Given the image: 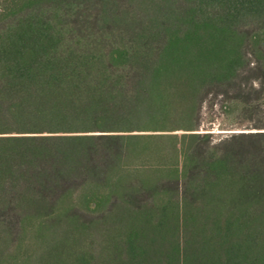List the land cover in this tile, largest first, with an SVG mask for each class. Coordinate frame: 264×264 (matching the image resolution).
<instances>
[{
	"label": "trees",
	"instance_id": "1",
	"mask_svg": "<svg viewBox=\"0 0 264 264\" xmlns=\"http://www.w3.org/2000/svg\"><path fill=\"white\" fill-rule=\"evenodd\" d=\"M263 95L264 0H0V264H264Z\"/></svg>",
	"mask_w": 264,
	"mask_h": 264
},
{
	"label": "rangeland",
	"instance_id": "2",
	"mask_svg": "<svg viewBox=\"0 0 264 264\" xmlns=\"http://www.w3.org/2000/svg\"><path fill=\"white\" fill-rule=\"evenodd\" d=\"M255 102H258V107L251 108L250 111L245 112L243 105L234 101H225L221 97L215 100H208L204 105L202 123L198 131L211 132L214 138L218 139L231 132L258 130L250 128L255 124H264V95ZM47 244L49 246L59 245L58 241L54 240L47 241L43 245L38 244V251H36L35 256L40 258L45 250L44 247H48ZM83 244L88 245L85 241ZM101 244L103 243H96V246H101ZM30 246L31 242H25L22 251L26 252ZM15 254V249L14 251L9 249L2 264H18L12 256H15Z\"/></svg>",
	"mask_w": 264,
	"mask_h": 264
}]
</instances>
